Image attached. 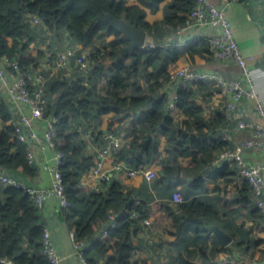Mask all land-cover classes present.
<instances>
[{
	"label": "trees",
	"instance_id": "1",
	"mask_svg": "<svg viewBox=\"0 0 264 264\" xmlns=\"http://www.w3.org/2000/svg\"><path fill=\"white\" fill-rule=\"evenodd\" d=\"M165 1L0 0V56L17 60L22 70L39 68V63L29 55V51L32 44L46 43L47 37L41 36L43 33L51 34L50 47L64 45L66 37H69L82 49L90 48L86 58L91 60L93 68L88 77L72 65L74 71L70 76L51 78L46 90L47 111L60 118L55 139L61 143L60 150L67 155V161L61 167L70 203L68 211H65L66 221L74 229L76 239L88 243L84 254L88 264H137L132 234L140 232L141 228L131 214L137 212L140 218L150 220L153 206L151 200L133 194L135 183H152L158 192L162 190L170 194L173 182L182 183L184 168L199 162L212 148H222L207 144L204 137L193 134L192 128L199 127L195 118L200 107L192 100L190 86H181L176 91V109L179 112L174 116L167 109L171 95L162 91L164 84L177 71L172 63L184 54L193 61L197 43L187 44L184 50L172 47V44L163 47L156 43L154 48L127 51L129 39L107 22V16L111 15L129 25H137L153 40V33L160 27L149 24L146 16L148 12H157ZM194 3V0L186 3V14L193 9ZM29 14L38 16L41 25L32 26L26 20ZM107 36H113V39L106 41ZM38 54L42 56L41 50ZM77 54L79 56L81 52ZM165 58L168 63L163 65ZM137 110L142 113L127 134L131 142L121 147L115 156L129 168L151 169L155 177L148 181L143 175L130 178L121 175L103 193L82 191L80 180L95 166V158L85 155L84 141L77 132H71L70 117L74 122H91L101 131L102 118L109 117L107 126L110 129L107 130L112 131L129 111ZM0 117L4 121L11 117L1 98ZM10 131L11 128H6L0 132V167L16 175L20 172L33 177L36 167L27 162V148L11 137ZM101 131L95 133L97 142H103ZM156 132L160 133L163 144L172 142L178 150L173 147V151H166L167 157H164L160 141L154 136ZM243 182L237 208L251 206L249 185ZM184 184L189 193L198 196L206 190L202 178H193ZM159 195L162 197V193ZM198 196H185L184 202L176 209L169 203L162 204L171 219L167 230L169 235L180 237L194 233L195 239H200L203 235L212 234L208 228L221 221V213ZM252 207L253 216L262 218L260 210L254 205ZM109 212L118 215L116 225L109 228L106 235L100 236L98 233L106 226ZM43 232L44 226L29 196L21 189L4 187L0 182V258L10 260L12 264H50L42 253ZM200 251L199 263L179 253L168 264H204L205 254L202 248Z\"/></svg>",
	"mask_w": 264,
	"mask_h": 264
},
{
	"label": "crops",
	"instance_id": "2",
	"mask_svg": "<svg viewBox=\"0 0 264 264\" xmlns=\"http://www.w3.org/2000/svg\"><path fill=\"white\" fill-rule=\"evenodd\" d=\"M131 0H129L130 2ZM190 0H167L161 4L155 13L148 12L146 20L149 24H155L160 29L153 33L155 43L165 47L184 50L189 43H197L193 61L184 54L172 66L176 70L189 67L197 71L219 73L227 79L243 77L241 68L234 64L217 61L211 57L210 46L207 37L213 31L211 27H194L185 32H178L180 21L186 14ZM218 8L223 9L226 18L231 24L234 38L242 51L250 72V79H245L247 87H252L255 97H245L234 113L233 118L228 120L225 115V99L214 94L213 87L207 83H194L190 85L193 90V102L200 107V113L195 119L199 121L198 128H192L193 134L204 137L208 143H212L222 150L233 146L235 143L252 139V129L249 124L260 122V117L255 113V105L258 98L264 99V0H210ZM147 36L146 38H150ZM152 38V37H151ZM113 36L105 37L106 41ZM168 63L165 58L162 64ZM159 69H156L158 71ZM152 71V69H149ZM178 87H172L171 95L176 93ZM169 92V91H168ZM171 92V91H170ZM178 110L172 112V116L178 114ZM109 117L102 118V130H109ZM241 122L246 123L244 128L239 127ZM132 123L122 120L112 131L122 132L124 136L132 128ZM160 137V136H157ZM127 142H131V137ZM89 144V143H88ZM85 153L95 156L94 147L89 144ZM178 150L177 146H174ZM218 148H212L199 162L183 169L182 183H172L170 194L154 188L152 183L137 181L133 187V194L141 199L152 201L151 226L140 225V232L132 234V240L136 249L134 260L137 264H168L177 254L182 253L188 260L201 261V248L205 254L202 262L213 264H237L243 261L245 264H264V218H255L251 206L237 208L241 197L243 180L236 168L230 165L215 167L213 160ZM37 152V149H36ZM244 158L252 164L264 165V150L250 149L243 153ZM38 151V163L33 177L24 176L25 180L36 187H46L50 183L49 174L46 171V159ZM111 162H106L110 167ZM264 175V170H263ZM193 178H202L205 181L204 193L195 195L189 193L184 181H192ZM95 184H98L95 182ZM143 185V186H142ZM81 190L88 193L92 191L91 185L82 186ZM174 192H180L185 196H198L205 202L211 203L221 213V221L212 223L229 236L231 242L224 246L212 232L211 235H203V238L195 239L194 233L180 237L171 236L168 233L171 219L167 217L162 204L175 205L171 199ZM162 193V197L159 195ZM40 223L49 229L53 246L60 257V264H84L77 256L71 239L74 229L69 227L66 221V212L60 207L55 199H49L44 208L38 213ZM101 231V230H100Z\"/></svg>",
	"mask_w": 264,
	"mask_h": 264
},
{
	"label": "built area",
	"instance_id": "3",
	"mask_svg": "<svg viewBox=\"0 0 264 264\" xmlns=\"http://www.w3.org/2000/svg\"><path fill=\"white\" fill-rule=\"evenodd\" d=\"M19 1L31 2L33 0ZM194 2L193 9L185 15L184 23L178 32H185L194 27H211L213 31L207 37L211 57L217 61L239 66L243 77L227 79L219 73L197 71L185 67L170 76L162 91L171 95L174 85L179 89L181 86H190L198 82L207 83L213 87L214 94L225 99V115L228 120H231L243 98L256 96L254 89L247 87L245 82V79H250L249 68L234 38L231 24L226 18L224 10L218 8L210 0H194ZM26 20L32 26L41 25V21L36 15L29 14L26 16ZM46 35V43L37 46L32 44L29 51V55L35 57L39 63L38 69L22 70L17 60L0 56V98L11 112V117L7 121L0 117V132L11 128V137L16 138L27 148V162L30 166L37 167L39 165L38 151L43 157H47L45 159L46 171L49 174L50 183L46 187H36L29 184L24 176L16 175L1 167L0 182L4 187L10 186L23 190L29 196L38 213L49 199L57 200L60 207L67 212L70 203L66 197L64 176L61 171V167L67 161V155L60 150L61 143L55 139L60 118L50 115L47 111V84L53 77L70 76L74 69H78L85 77H88L93 65L91 60L86 58L90 48L82 49L69 37H66L64 45L50 47L51 34L46 33ZM156 46L151 38H146L143 49ZM39 50L42 52L40 57L38 56ZM79 51L81 54L78 56ZM60 71H62L61 74ZM176 98L175 93L168 101L167 109L171 112L176 110ZM254 111L260 117V122L249 124L252 129V139L217 151L213 165L222 167L227 164L236 168L241 179L249 185L250 201L260 210L264 218V165L249 163L243 156L246 150H264V99H257ZM141 113L140 110L129 111L124 120L135 124ZM70 122L72 123L71 132L79 134L85 147L88 143L94 147L95 166L82 176L81 187L91 185L92 191L103 193L108 185L121 175L128 178L143 175L148 181L155 177L153 171L147 167L132 169L117 161L116 152L127 143V135L108 130H102V132L101 129H96L91 122L84 120L74 122L71 117ZM245 126L244 122L239 124L241 128ZM97 130L102 132L103 142L95 140ZM154 136H160V133L156 132ZM85 155L90 156L86 153ZM108 161L111 162L110 167H106ZM172 201L178 205L184 202V197L180 192H174L171 203ZM117 217L116 213L109 212L106 226L98 234L106 235L108 229L116 225ZM131 218L138 220L142 226H151L150 220L140 218L137 212H133ZM71 239L78 258L84 264H88L84 255L88 250V243L84 240H77L74 231L71 232ZM42 244V253L47 256L49 263L60 264V257L53 246L51 233L47 228H44ZM0 263L12 264L6 258H0ZM237 264H245V262L238 261Z\"/></svg>",
	"mask_w": 264,
	"mask_h": 264
},
{
	"label": "water",
	"instance_id": "4",
	"mask_svg": "<svg viewBox=\"0 0 264 264\" xmlns=\"http://www.w3.org/2000/svg\"><path fill=\"white\" fill-rule=\"evenodd\" d=\"M107 22L118 33H122L129 39L127 51L140 49L146 40L147 33L143 29H139L137 25H129L124 20L114 18L111 15L107 16ZM209 231L213 232L222 245H228L232 238L224 230L216 225L209 226Z\"/></svg>",
	"mask_w": 264,
	"mask_h": 264
},
{
	"label": "rangeland",
	"instance_id": "5",
	"mask_svg": "<svg viewBox=\"0 0 264 264\" xmlns=\"http://www.w3.org/2000/svg\"><path fill=\"white\" fill-rule=\"evenodd\" d=\"M43 37H47V35H45L44 33L41 35ZM51 37V36H50ZM42 38V37H41ZM43 39V38H42ZM52 39V38H51ZM42 40H40L39 42H41ZM140 49H143V46L140 48ZM145 49V48H144ZM158 141L159 142V147L160 149L162 150V154L164 157H167V152L166 151H173V147L174 145L172 144V142H164L165 144H163L161 142V135L160 137H157Z\"/></svg>",
	"mask_w": 264,
	"mask_h": 264
}]
</instances>
